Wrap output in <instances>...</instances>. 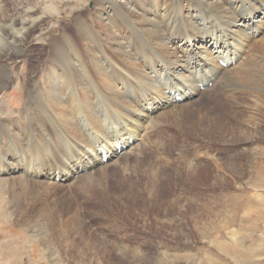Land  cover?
Segmentation results:
<instances>
[{
	"label": "bare ground",
	"instance_id": "6f19581e",
	"mask_svg": "<svg viewBox=\"0 0 264 264\" xmlns=\"http://www.w3.org/2000/svg\"><path fill=\"white\" fill-rule=\"evenodd\" d=\"M60 19L73 21L72 40ZM56 27L62 29L56 35L45 34ZM37 42L46 46V58L43 69L28 64L22 108L11 117L0 100V190L8 192L14 211L25 217L41 214L38 206L43 208L47 197L55 206L61 198L67 204L65 211H73L65 218L73 228L81 222L64 187L73 182L81 194L87 188L104 187L107 165L101 166L99 150L105 151L109 162L140 142L151 120L173 122L176 113H192V121L202 126L201 114H206L202 109L207 107L198 97L207 94L216 99L221 80L232 88L249 82L264 90V61L250 60L248 54L252 50L264 58V0H0V78L18 83L21 73L11 75L8 62L14 57L28 61ZM68 50L71 56L66 55ZM247 61L259 66L263 77L246 76L249 68L242 71L238 65L248 67ZM165 72L171 82L166 87L161 79ZM232 80L236 84H230ZM138 87L150 92L137 95ZM34 93L41 102H32ZM175 96L182 102L174 101ZM263 96L255 99L260 109ZM94 100L103 110L91 104ZM215 117V132L220 127L221 134H246ZM106 127L110 134L103 136ZM90 130L103 136L89 149L90 161H74L68 153L63 165L51 167L47 156L51 145L57 150L59 141L73 143V138L82 145L77 137ZM116 145L126 147L117 152ZM25 147L32 159L15 160V153ZM115 191L138 202L133 190Z\"/></svg>",
	"mask_w": 264,
	"mask_h": 264
},
{
	"label": "rangeland",
	"instance_id": "374dc122",
	"mask_svg": "<svg viewBox=\"0 0 264 264\" xmlns=\"http://www.w3.org/2000/svg\"><path fill=\"white\" fill-rule=\"evenodd\" d=\"M60 22L72 40L73 21ZM59 29H48L45 34L56 35ZM43 45H32L29 62L23 57L8 62L11 75L21 73L18 83L0 78L4 85L0 100L11 117L25 99L28 64L39 69L44 65ZM248 54L250 60L264 61L252 50ZM66 55L71 56L69 50ZM247 65H238L242 71L249 68L246 76L263 77L259 66L248 61ZM168 78V72L161 74L165 87L171 84ZM153 79L159 80L157 76ZM246 83L232 88L234 85L228 87L221 80L216 99L200 95L199 100L208 108L202 109L206 113L201 114L202 126L192 121L194 115L189 112L176 113L173 122L151 120L140 142L101 164L107 165L104 187L87 188L81 194L73 182L65 185L83 225L73 228L71 222H65L71 210L65 211L67 204L61 203V198L55 206L53 198L47 197L44 207L38 206L42 215L19 216L8 192L0 190V264H264V107L260 109L255 100L264 90ZM230 84L236 83L232 80ZM140 89L135 94L145 97L150 92L148 87ZM41 99L32 94V102ZM95 101L91 104L103 110ZM215 115L246 134H221L224 130L220 125L213 126L219 127L215 132ZM108 130L103 128V136L110 134ZM92 132L77 137L84 141L82 145L74 138V144L67 139L59 141L57 150L51 145L47 150L51 167L63 165L68 153L74 161H90L89 149L103 137ZM27 149L12 151L15 160L32 159ZM123 187L133 190L138 202L116 193L122 190L124 194ZM57 194L61 195L60 191Z\"/></svg>",
	"mask_w": 264,
	"mask_h": 264
}]
</instances>
